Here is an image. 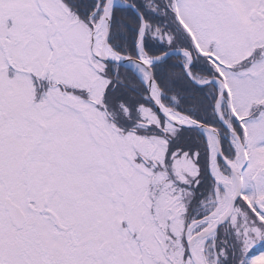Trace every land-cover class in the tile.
I'll return each instance as SVG.
<instances>
[{"label": "snow or ice", "instance_id": "snow-or-ice-1", "mask_svg": "<svg viewBox=\"0 0 264 264\" xmlns=\"http://www.w3.org/2000/svg\"><path fill=\"white\" fill-rule=\"evenodd\" d=\"M0 264H264V0H0Z\"/></svg>", "mask_w": 264, "mask_h": 264}]
</instances>
